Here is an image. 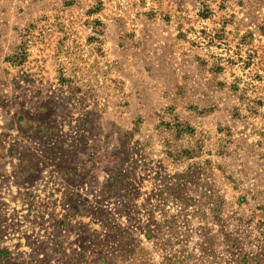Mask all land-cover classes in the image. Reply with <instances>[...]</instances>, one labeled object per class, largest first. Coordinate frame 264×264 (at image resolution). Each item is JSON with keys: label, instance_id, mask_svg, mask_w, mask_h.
I'll list each match as a JSON object with an SVG mask.
<instances>
[{"label": "rangeland", "instance_id": "obj_1", "mask_svg": "<svg viewBox=\"0 0 264 264\" xmlns=\"http://www.w3.org/2000/svg\"><path fill=\"white\" fill-rule=\"evenodd\" d=\"M0 264H264V0H0Z\"/></svg>", "mask_w": 264, "mask_h": 264}]
</instances>
